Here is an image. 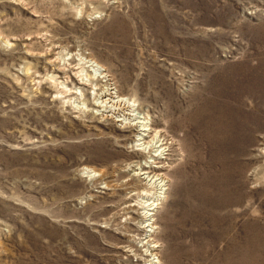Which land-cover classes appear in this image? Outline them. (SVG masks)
<instances>
[{
	"label": "rangeland",
	"instance_id": "obj_1",
	"mask_svg": "<svg viewBox=\"0 0 264 264\" xmlns=\"http://www.w3.org/2000/svg\"><path fill=\"white\" fill-rule=\"evenodd\" d=\"M204 1L0 0V264H264V0ZM133 101L172 143L152 236Z\"/></svg>",
	"mask_w": 264,
	"mask_h": 264
},
{
	"label": "bare ground",
	"instance_id": "obj_2",
	"mask_svg": "<svg viewBox=\"0 0 264 264\" xmlns=\"http://www.w3.org/2000/svg\"><path fill=\"white\" fill-rule=\"evenodd\" d=\"M206 1H208V0H206ZM203 2H204V5H205V1L203 0ZM211 2H213V0L211 1ZM210 2V3H211ZM218 2V1H217ZM202 2H200V4H201ZM217 4V3H216ZM216 4H214V5H216ZM204 5H203V7H204ZM210 5V4H209ZM224 5H225V3H224ZM207 6H208V4H207ZM217 6V5H216ZM202 7V8H203ZM213 7V6H212ZM219 7H222V6H219ZM218 7V8H219ZM204 8H207V7H204ZM203 8V9H204ZM217 8V7H216ZM217 8V9H218ZM224 8H225V6H224ZM226 8H228L227 6H226ZM225 8V9H226ZM231 8V7H230ZM222 9V8H221ZM229 9V8H228ZM206 10V9H205ZM213 10V9H212ZM207 11V10H206ZM223 11H224V9H223ZM226 11V10H225ZM224 11V12H225ZM227 11H229V10H227ZM215 12V11H214ZM213 12V13H214ZM222 12V11H221ZM216 14V13H215ZM214 14V15H215ZM223 14V13H222ZM222 14L220 15V16H222ZM223 23H224V21H223ZM124 35V34H123ZM120 39H122V38H120ZM126 39V38H125ZM124 40V39H123ZM123 42V41H122ZM100 68V67H99ZM98 69V68H97ZM99 70H101V69H99ZM223 83V82H222ZM113 89H116L115 91L116 92H111L110 94H109V96L110 97H113L114 99H119V102H124V101H126V98L123 96V94L119 91V89H118V87H116V88H113ZM109 90V89H108ZM112 91V90H111ZM221 91V90H220ZM230 91V90H229ZM114 99L112 100V101H114ZM109 100V99H108ZM118 101V100H117ZM125 103V102H124ZM133 103L134 104H128L130 107L127 109L128 111H125V112H120V113H113L112 115L114 116V118H116V121H117V123H119V127L120 128H123L124 129V132H126V135H125V137H124V139H123V144L127 147L128 146V143H130L131 142V144H132V155L130 156V158L129 159H131L132 161H131V163H129V166L130 167H132V171H135V172H137L136 174H135V176H134V180L136 179V180H138V181H140V183H141V185H142V187H140V188H135L133 191H130L131 193H128V196L126 197V203H130V201L133 199V197L135 196V195H137V194H139V192L141 191V190H143V191H147V189H148V183L150 184V182H152V181H157V180H159L158 181V185H159V190L157 191V193H155L153 196H151L149 199H151L150 200V202L145 206V214H146V221L148 222V224H146L147 225V227H150V230H147V232L148 233H151L150 235L152 236V235H154V233H155V230H154V228H155V222L156 221H154V215H155V210L160 206V204H161V202L162 201H164V198L166 197V186H167V182L169 181L167 178L169 177L168 176V172H167V170H168V168L167 167H164V165L163 166H159L160 164H161V157H162V154H167V153H165V152H169V149L170 148H172V147H170V146H172L171 144V142H169L168 140L167 141H165L166 140V138H159V134H160V131L158 130V124L157 123H151L150 121H148V119H147V116H144V114L143 115H141V113H139V112H136L137 110H136V108L137 109H139V107H140V105H138V107H136V105H135V101H133ZM117 104H118V102H117ZM123 104V103H122ZM121 104V105H122ZM119 105V104H118ZM117 105V106H118ZM211 105V104H210ZM218 106V105H217ZM114 107V106H113ZM142 107V106H141ZM141 107H140V109L139 110H142L141 109ZM212 107V106H211ZM216 107V106H215ZM215 107H213V108H215ZM119 108V107H118ZM207 108V107H206ZM212 108V109H213ZM204 109V108H203ZM203 109H201V111L203 110ZM208 109V108H207ZM207 109H205V113H206V110ZM209 109H210V107H209ZM117 110V109H116ZM138 110V111H139ZM218 110H220V109H218ZM208 111V110H207ZM215 111V113H217V112H219V111H216V109L214 110ZM213 111V112H214ZM221 111H222V109H221ZM113 112V111H112ZM212 112V111H211ZM211 112H209V113H211ZM212 112V113H213ZM223 112V111H222ZM203 113V112H202ZM209 113H207V115L209 114ZM195 114V113H194ZM218 114V113H217ZM216 114V115H217ZM223 114H226V111H224L223 113H219L218 115H222V117H224V116H227L228 115V113H227V115H223ZM199 114L197 113V115H195V116H197V118H195V119H198L199 118V116H198ZM204 115V114H203ZM206 115V117H207V119H209L207 122H205V128L204 127H202L203 125H202V123H201V128H204V131H205V133H206V135H205V133H203V129L201 130L202 131V133L205 135V136H207V135H209L210 136V138L211 139H213L214 141L213 142H216L217 140H218V146L215 148V149H217V150H215V151H217L216 153H218L219 151L218 150H220V152L218 153L220 156H222L221 157V159L222 160H224V159H228V156H229V153H230V151L232 150L231 149V147H230V145H232L231 144V139H233V138H231L230 136V139L227 137L228 136V132H229V130H230V128H229V130H228V127H223V129H221L219 126H217V122H216V124H214L215 123V120H214V116H215V114L213 115V117H211L210 115L209 116H207ZM110 116V115H109ZM184 116V115H183ZM205 116V115H204ZM204 116H202V117H204ZM111 117V116H110ZM186 115H185V118L184 119H186ZM192 117H194V115L192 116ZM191 117V118H192ZM201 117V116H200ZM229 117H231V115L229 116ZM190 118V117H189ZM218 118H221V117H218ZM206 119V118H205ZM206 119V120H207ZM223 119H225V118H223ZM222 119V120H223ZM230 119V118H229ZM187 120V119H186ZM191 120V119H190ZM188 121V120H187ZM192 121V120H191ZM197 121V120H196ZM200 121V120H199ZM201 121H204V118L201 120ZM218 121V120H217ZM226 121H228V119L226 120ZM222 122V121H221ZM219 123V122H218ZM224 123V122H223ZM223 123L222 124H220V126L221 125H223ZM226 124V123H225ZM228 125V124H227ZM233 125V124H232ZM230 126H231V124H230ZM200 127H199V129H200ZM233 131V130H232ZM234 132V131H233ZM221 133V136L219 137V134ZM230 133V132H229ZM232 133V132H231ZM239 133V132H238ZM198 134V133H197ZM203 134H202V136H203ZM225 134V135H224ZM240 135V134H239ZM200 136V135H199ZM209 136H207V137H209ZM201 137V136H200ZM206 137V138H207ZM209 139V138H208ZM240 139V138H239ZM197 140V139H196ZM199 141H200V139H198ZM203 140H205V139H203ZM216 140V141H215ZM234 140V139H233ZM198 141V142H199ZM210 141V140H209ZM200 143V142H199ZM201 143H203V142H201ZM120 144H122V143H120ZM192 144V143H191ZM211 144V143H210ZM209 144V145H210ZM204 145V144H203ZM213 145V144H212ZM241 145V144H240ZM194 146V145H193ZM214 146V145H213ZM183 147V146H182ZM199 147H201L200 145H199ZM202 147H204V146H202ZM201 147V149H203ZM212 147V146H211ZM198 148V147H197ZM200 149V148H199ZM213 150H214V147H213ZM212 150V151H213ZM214 153V152H213ZM169 154H170V152H169ZM215 154V153H214ZM218 155V156H219ZM195 156V155H194ZM145 159V163H143L142 162V160L141 161H139V159ZM216 158V157H215ZM160 159V160H159ZM192 159H193V157H192ZM195 159V158H194ZM224 160L223 162H221L222 163V168H223V171H224V173L225 174H229V167H230V164H229V162H228V160ZM200 160V159H199ZM217 160V159H216ZM219 160V159H218ZM217 160V161H218ZM232 160V159H231ZM201 161V160H200ZM204 161V160H203ZM202 161V162H203ZM134 163H136V164H134ZM164 163V162H163ZM209 163V162H208ZM215 163V162H214ZM211 165H209L210 166V168H212V163H210ZM218 164H219V161H218ZM200 165H201V163H200ZM200 165H199V167H200ZM201 166H203V165H201ZM213 166H214V164H213ZM223 166H225V168L223 167ZM129 167V168H130ZM206 167V166H205ZM208 169V168H207ZM216 168H214L213 170H215ZM201 170H203V167H202V169ZM210 170V169H209ZM209 170H206V172L205 173H207L208 174V172H209ZM212 169L210 170L211 172L209 173V176H208V178L206 179L207 181V183L205 184L206 186L208 185V187H209V189H207L206 187H203V189H205V190H207L208 192H211V190H210V188H212L213 190H214V184H215V182H217V179H216V177H214V176H211V174H214V173H212V171H213ZM217 170V169H216ZM216 170H215V172H216ZM200 171V170H199ZM208 171V172H207ZM205 173H203V171H202V175L204 174L205 175V177H206V174ZM203 175V176H204ZM217 175V174H216ZM215 175V176H216ZM200 176H201V174H200ZM204 177V178H205ZM201 178V177H200ZM200 178H198V180H199V182H200ZM202 180H204L203 178H202ZM204 182V181H203ZM196 183H198L197 181H196ZM203 183H201L200 185H202ZM152 185V184H151ZM199 185V186H200ZM202 189V188H201ZM135 190H137L136 191V193H133V192H135ZM204 192V191H203ZM148 193V192H147ZM142 194V193H141ZM140 195V194H139ZM210 196H211V194H210ZM212 197V196H211ZM138 198V197H137ZM203 198H204V196H203ZM207 198H208V200L210 199L209 197H208V194H207ZM204 200H206L205 198H204ZM210 201V200H209ZM126 209H127V212L128 213H135V210H134V206L133 205H128L127 207H126ZM137 210V209H136ZM151 240V239H150ZM151 245V244H150ZM158 246H156V245H154V246H151V248H150V251H151V253H156L157 251H158ZM130 254V253H129ZM153 256V255H152ZM141 259V258H140ZM148 261V260H147ZM150 261V260H149ZM148 261V262H149Z\"/></svg>",
	"mask_w": 264,
	"mask_h": 264
}]
</instances>
